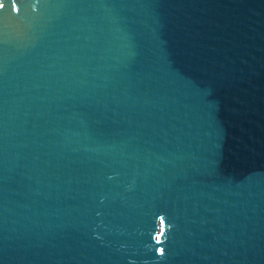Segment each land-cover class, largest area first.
I'll use <instances>...</instances> for the list:
<instances>
[{"label": "water", "instance_id": "95a60500", "mask_svg": "<svg viewBox=\"0 0 264 264\" xmlns=\"http://www.w3.org/2000/svg\"><path fill=\"white\" fill-rule=\"evenodd\" d=\"M0 4V264H264V0Z\"/></svg>", "mask_w": 264, "mask_h": 264}, {"label": "snow or ice", "instance_id": "6c2138e0", "mask_svg": "<svg viewBox=\"0 0 264 264\" xmlns=\"http://www.w3.org/2000/svg\"><path fill=\"white\" fill-rule=\"evenodd\" d=\"M4 7V5L3 4H0V9H2Z\"/></svg>", "mask_w": 264, "mask_h": 264}]
</instances>
